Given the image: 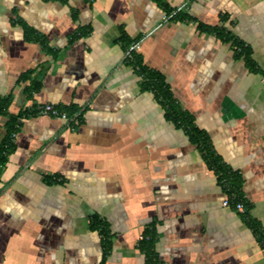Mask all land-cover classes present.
<instances>
[{
  "label": "crops",
  "instance_id": "0c3cea01",
  "mask_svg": "<svg viewBox=\"0 0 264 264\" xmlns=\"http://www.w3.org/2000/svg\"><path fill=\"white\" fill-rule=\"evenodd\" d=\"M165 1L190 21L167 20L152 0H0V96L10 114L34 112L0 172V264H99L94 215L113 235L105 264H144L150 227L154 264H264L247 223L264 228V0ZM213 28L247 46L258 72ZM134 41L239 176L245 214L221 205L199 150L122 61ZM47 103L82 108L81 122L38 114Z\"/></svg>",
  "mask_w": 264,
  "mask_h": 264
},
{
  "label": "trees",
  "instance_id": "16d2710c",
  "mask_svg": "<svg viewBox=\"0 0 264 264\" xmlns=\"http://www.w3.org/2000/svg\"><path fill=\"white\" fill-rule=\"evenodd\" d=\"M152 1L165 12L167 20L181 22L190 21V18L187 14L181 12V10L171 8L165 0ZM223 17L222 19H224ZM20 24L24 30V39L26 41L39 42L43 45V40L40 36H38L27 25L23 23ZM197 28L200 31L205 29L201 24H198ZM211 31H213L220 40L224 42H231V45L234 49V57L236 59H242L249 71L258 72V70L255 68L254 62L251 59V52L247 46L233 38L223 28H213ZM81 34L82 32H80L79 35ZM127 64H130L134 71L141 77L143 89L151 91L154 95V98L163 106L165 118L183 130L190 143H192L199 150L203 161L216 176L217 182L221 186L222 191L226 196L229 197L230 203L233 205L235 202H241L244 206V212L240 214H245L246 205L239 190L241 184L239 176L236 172H233L222 162L219 155L214 151L208 135L203 130L197 128L192 117L180 108L167 84L165 83L163 76L144 66L135 53H133L132 59L128 61ZM29 74L30 72H27L21 76L20 81L28 80ZM40 87V80L31 81L29 86L26 88L28 97L39 91ZM11 102V95L0 96V117L5 118L4 135L0 141V172L5 167L8 157L15 149L13 135L18 133L21 126V119H24L29 115H33L34 113L33 111L22 110L17 114H10L8 109L11 105ZM60 110L71 114L77 109L73 107H60ZM44 179L47 181V178L44 177ZM247 223L256 241L264 250V228L253 221H248ZM90 228L91 230L96 231L101 238L102 255L99 264H105L106 259L111 251L113 235L110 233L107 224L96 215L90 218ZM138 249L145 257L144 264H154L156 262L154 253V233L152 227L144 230L138 242Z\"/></svg>",
  "mask_w": 264,
  "mask_h": 264
},
{
  "label": "built area",
  "instance_id": "2783aa9c",
  "mask_svg": "<svg viewBox=\"0 0 264 264\" xmlns=\"http://www.w3.org/2000/svg\"><path fill=\"white\" fill-rule=\"evenodd\" d=\"M140 49V44L138 41L131 42L126 50L124 51V54L122 56V61L127 63L132 59L133 53H135L137 50ZM136 69V68H135ZM82 108L74 111L71 114H68L67 112L60 110L59 107L54 106L52 104H43L36 108V111L38 114L41 115H48L52 118H55L57 120H60L66 124L71 129H74L80 122L81 114H82ZM16 135H13L15 138ZM221 205L224 208H231L234 211L238 213L244 212V206L241 202H235L233 205L230 203V199L228 196H225Z\"/></svg>",
  "mask_w": 264,
  "mask_h": 264
}]
</instances>
